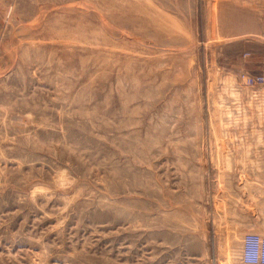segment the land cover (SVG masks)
I'll list each match as a JSON object with an SVG mask.
<instances>
[{"label": "rangeland", "instance_id": "1", "mask_svg": "<svg viewBox=\"0 0 264 264\" xmlns=\"http://www.w3.org/2000/svg\"><path fill=\"white\" fill-rule=\"evenodd\" d=\"M249 76L264 0H0V264H244Z\"/></svg>", "mask_w": 264, "mask_h": 264}, {"label": "built area", "instance_id": "2", "mask_svg": "<svg viewBox=\"0 0 264 264\" xmlns=\"http://www.w3.org/2000/svg\"><path fill=\"white\" fill-rule=\"evenodd\" d=\"M247 85L259 86L264 84V77H247ZM242 262L244 264H264V235L248 233L244 237Z\"/></svg>", "mask_w": 264, "mask_h": 264}, {"label": "crops", "instance_id": "3", "mask_svg": "<svg viewBox=\"0 0 264 264\" xmlns=\"http://www.w3.org/2000/svg\"><path fill=\"white\" fill-rule=\"evenodd\" d=\"M241 130H238L237 132H244V133H259L264 132L263 127H243L240 128Z\"/></svg>", "mask_w": 264, "mask_h": 264}, {"label": "bare ground", "instance_id": "4", "mask_svg": "<svg viewBox=\"0 0 264 264\" xmlns=\"http://www.w3.org/2000/svg\"><path fill=\"white\" fill-rule=\"evenodd\" d=\"M243 244H244V240H243ZM242 252H243V247H242Z\"/></svg>", "mask_w": 264, "mask_h": 264}]
</instances>
